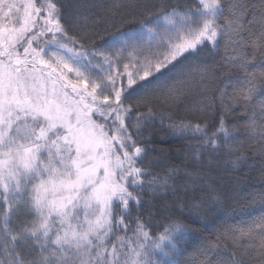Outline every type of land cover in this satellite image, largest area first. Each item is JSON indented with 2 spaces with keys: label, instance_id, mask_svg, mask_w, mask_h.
<instances>
[{
  "label": "snow or ice",
  "instance_id": "1",
  "mask_svg": "<svg viewBox=\"0 0 264 264\" xmlns=\"http://www.w3.org/2000/svg\"><path fill=\"white\" fill-rule=\"evenodd\" d=\"M137 14L144 18L124 27ZM221 41L235 81L219 90L214 130L164 112L161 124L198 137L190 158L207 154L209 168L249 166L247 144L264 171V0H0V264H175L195 230L170 219L153 235L144 194H175L181 178L187 186L205 176L157 171L142 132L156 118L153 101L176 105L194 83L206 90L210 70L197 57ZM238 106L243 120L229 126ZM214 109L201 100L190 111ZM257 201L264 191L247 204ZM205 206L194 201L189 211L200 216ZM197 252L200 264H264V214L222 225Z\"/></svg>",
  "mask_w": 264,
  "mask_h": 264
},
{
  "label": "trees",
  "instance_id": "2",
  "mask_svg": "<svg viewBox=\"0 0 264 264\" xmlns=\"http://www.w3.org/2000/svg\"><path fill=\"white\" fill-rule=\"evenodd\" d=\"M92 2H100V0H92ZM103 2L111 4L112 0H103ZM144 2L158 4L160 0H144ZM193 2L194 0H166L169 5L177 3L191 4ZM143 18V16L137 14L136 20L131 24H125L124 27L135 26V23ZM100 35H104L102 28L100 29ZM95 39L99 43V37H95ZM223 43L221 41L219 51H214L210 46L202 48L197 57L198 62L207 65L210 70L209 75L206 77V90L202 91V86L199 83H194V91L176 105L168 106L153 101L149 106L157 113L156 118L146 122L142 132L144 137H151L148 145L154 151L150 150L149 155L159 156L160 158V162L156 166L157 171H161L165 167L178 166L189 172L205 176L204 180L198 179L187 186L184 185L183 178H181L177 183L175 194L169 192L168 195L162 197H151L147 192L144 194V199L151 201V204L146 203L144 205V215L148 228L153 235L162 232L170 219L179 220L195 230L187 233L181 241L180 250L174 258L175 264H200V261L205 257L200 256L197 249L202 244L213 240L215 233L222 225L241 224L251 217L264 214V203L257 201L251 206L247 204L251 194L264 191V171H262L261 157L259 155L253 157V151L248 150L247 144L245 150L249 156L247 162L249 166L233 169L221 163L209 168L207 166V154L203 162H197L190 158L191 149L188 146L197 143L198 137L174 136L167 128L169 123L167 119L161 124L159 114L164 112L170 113L175 119H189L194 123L208 121L209 124L213 125L209 128V131L214 130L220 116V105L217 100L220 95L219 90L224 88L229 80L235 81V76L222 64ZM249 51L251 55V50ZM196 80L198 81L199 77H196ZM227 91L231 92L232 86H229ZM201 100L205 102L211 100L215 105L214 112L211 110L203 113L190 111ZM146 110L145 107L139 109L141 112ZM241 111V107L238 106L227 117L229 126L237 123L238 120L242 122ZM134 121L135 113L132 114V120L129 123ZM239 138L244 139L243 136ZM160 150H164L163 153ZM186 153L189 154L187 159ZM223 159L221 157V160ZM209 172L211 173L210 177L207 176ZM213 197H219V201H213ZM194 201H203L206 205L205 208L201 209L200 216H196L189 211ZM149 208L154 213L151 218L147 216L146 210ZM132 215H136L135 209H133ZM216 258L215 254L209 257L212 261H215Z\"/></svg>",
  "mask_w": 264,
  "mask_h": 264
},
{
  "label": "rangeland",
  "instance_id": "3",
  "mask_svg": "<svg viewBox=\"0 0 264 264\" xmlns=\"http://www.w3.org/2000/svg\"><path fill=\"white\" fill-rule=\"evenodd\" d=\"M124 62H127V61H124ZM121 70H122V65H121Z\"/></svg>",
  "mask_w": 264,
  "mask_h": 264
}]
</instances>
